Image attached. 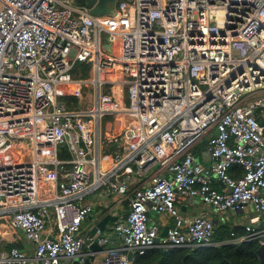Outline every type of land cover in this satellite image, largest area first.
Segmentation results:
<instances>
[{
    "label": "built area",
    "instance_id": "2783aa9c",
    "mask_svg": "<svg viewBox=\"0 0 264 264\" xmlns=\"http://www.w3.org/2000/svg\"><path fill=\"white\" fill-rule=\"evenodd\" d=\"M96 194L118 198L111 211L127 205L120 247L82 230ZM193 200L264 218V0H118L101 17L73 0H0V219L35 246L0 264H85L95 242L100 264L217 245L213 220L182 216ZM151 211L175 219L167 237ZM245 232L227 243H264Z\"/></svg>",
    "mask_w": 264,
    "mask_h": 264
},
{
    "label": "crops",
    "instance_id": "0c3cea01",
    "mask_svg": "<svg viewBox=\"0 0 264 264\" xmlns=\"http://www.w3.org/2000/svg\"><path fill=\"white\" fill-rule=\"evenodd\" d=\"M82 99H79L77 101V108L85 109L86 105L81 101ZM69 106H73L71 102L69 101ZM104 130L113 127L115 132H118L117 127H115L112 124L111 119H106L104 121ZM106 145L104 146V149L107 151L108 154H110L112 151H114V146L109 145L107 141ZM205 143V142H204ZM201 145V148L205 147V144ZM205 154L202 156L201 162L205 164H210L211 159L209 155L208 149H205ZM60 159L66 160L69 158L68 153L66 150H62L59 155ZM139 180V179H138ZM52 180L49 182L46 181L45 183H42V191L44 194L48 192V183H51ZM140 181L137 182L139 184ZM220 189V186H218ZM86 203L91 204L95 208V212L84 221L82 230L83 232H90L92 231V228L96 225V223L105 216H110L113 219H116L115 222H110L107 230L102 233V235L106 237L111 238L110 246L111 247H120L122 246V241L115 235L114 233V227L118 221H121L122 219H125L128 211H127V205L121 204L118 205L119 208L117 210L111 211V207L118 204V198L116 196H109L106 198H101L97 194L96 195H90L86 198ZM179 208L181 211L182 216L185 219H191L196 216L203 215L213 221L217 220L219 223H227L234 226H240L245 228L247 225H253L257 230L261 229L264 233V218L260 217L251 207H246L243 211L240 212H234V211H228L224 213L216 212L211 207H207L202 202L198 200L193 201H185L183 203H179ZM151 219L157 222L162 232L170 227H173L175 225V219L167 214H157L153 211L150 212ZM217 227V226H216ZM54 228V224H49V229ZM7 245H14L13 247H17L23 251H26L29 255H33L34 253V245L28 243L23 234L17 231H13L10 229L4 220L0 221V255L2 253L8 252L10 249H5L4 247ZM92 245L86 246L84 248V254H89V256L86 258V261L90 258H92L91 263L100 264L104 257H105V248H102V250H93L91 248ZM12 247V248H13ZM11 248V249H12ZM107 248V247H106ZM137 257L134 255L132 259V264H136ZM81 259H75V260H65L63 261L64 264H80Z\"/></svg>",
    "mask_w": 264,
    "mask_h": 264
},
{
    "label": "trees",
    "instance_id": "16d2710c",
    "mask_svg": "<svg viewBox=\"0 0 264 264\" xmlns=\"http://www.w3.org/2000/svg\"><path fill=\"white\" fill-rule=\"evenodd\" d=\"M91 65L79 64L75 70V77L87 78ZM81 71V72H79ZM74 106L77 108V100ZM234 177L242 176V169L233 167L230 171ZM217 186V184H215ZM245 228L232 226L227 223H219L214 234L215 246L197 249H177L171 253H165L160 249L151 250L145 256H138L136 264H260L258 250L260 240L246 241L239 244H228L227 241L234 237L245 235ZM264 239V237H263ZM14 245H7L5 249H11Z\"/></svg>",
    "mask_w": 264,
    "mask_h": 264
},
{
    "label": "water",
    "instance_id": "95a60500",
    "mask_svg": "<svg viewBox=\"0 0 264 264\" xmlns=\"http://www.w3.org/2000/svg\"><path fill=\"white\" fill-rule=\"evenodd\" d=\"M118 0H73V3L76 7L87 8L90 10V13L95 17H101L105 15H114L115 9ZM206 146L202 148L203 156L205 154V149H208V143L205 141ZM210 155V154H209ZM213 182L220 186L221 188H225V185L222 181L214 179ZM116 219L111 218L110 216L102 217L96 225L92 228L91 234L95 236L99 231L104 233L107 230V227L110 222H115ZM215 225L218 226L219 222L217 220L214 221ZM171 228V227H170ZM170 228L164 230L161 233V238L167 237L168 231ZM159 241V240H158ZM157 241V242H158ZM91 248L93 250H102L99 246L98 242H95ZM258 256L260 258V264H264V243L260 246L258 250ZM134 255L132 253L129 254V258L132 260ZM92 258L88 259L85 264H91Z\"/></svg>",
    "mask_w": 264,
    "mask_h": 264
},
{
    "label": "rangeland",
    "instance_id": "374dc122",
    "mask_svg": "<svg viewBox=\"0 0 264 264\" xmlns=\"http://www.w3.org/2000/svg\"><path fill=\"white\" fill-rule=\"evenodd\" d=\"M89 65H90V64H89ZM69 99H76V98H72V97H71V98H69ZM69 99H68V97H65V98H63V101L66 102V101H68ZM74 104H75V103H74ZM45 180L49 182V181H50V178H47V179H45ZM1 220H2V219H0V221H1Z\"/></svg>",
    "mask_w": 264,
    "mask_h": 264
}]
</instances>
